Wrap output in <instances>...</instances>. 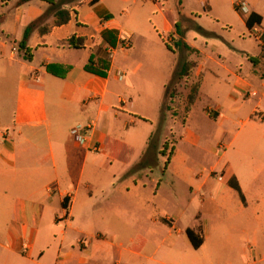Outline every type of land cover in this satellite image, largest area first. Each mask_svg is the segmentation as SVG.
I'll use <instances>...</instances> for the list:
<instances>
[{"label":"crops","instance_id":"1","mask_svg":"<svg viewBox=\"0 0 264 264\" xmlns=\"http://www.w3.org/2000/svg\"><path fill=\"white\" fill-rule=\"evenodd\" d=\"M244 1L247 13L236 9L235 0H200L195 7L186 0H153L116 18L101 0H0V85L11 89L0 95V264H264V0ZM58 8L69 11V20L48 27ZM252 12L261 22L249 29ZM42 15L27 51L21 49L24 29ZM103 31L115 33L114 45L102 39ZM247 34L257 43L248 58L239 45ZM72 37L82 44L69 46ZM124 40L129 46L119 48ZM109 46L116 47L110 59ZM243 54L250 62L245 74ZM177 55L184 59L180 66ZM90 56L108 61L105 76L85 70ZM184 62L190 65L177 82L197 79V85L177 100L166 86ZM203 98L208 106L201 118L217 126L224 146L210 168H218L220 177L207 173L201 182L188 181L189 201L202 211L198 234L187 226L177 230L185 235L177 241L168 223L162 236L152 239L158 232L149 231L137 241L123 240L117 227L71 225L72 192L86 173L89 180L107 176L112 185L142 167L154 150L166 160L168 149L161 151L174 133L165 119L175 121L179 110L181 137L197 141L187 121ZM77 125L90 127L84 144L71 133ZM156 129L165 131L162 147H150ZM170 150L165 170L177 158L176 148ZM32 165L43 168V199L30 191ZM187 228L202 239L199 248L192 247Z\"/></svg>","mask_w":264,"mask_h":264},{"label":"rangeland","instance_id":"2","mask_svg":"<svg viewBox=\"0 0 264 264\" xmlns=\"http://www.w3.org/2000/svg\"><path fill=\"white\" fill-rule=\"evenodd\" d=\"M101 1L109 6L116 18H119L121 12L126 11L127 7L137 10L141 7V3H143V6L148 5L150 2L153 3V0H135V3L132 0ZM199 1L186 0L192 7L198 6ZM3 2L7 3L8 0H3ZM234 29H238V27L236 26ZM166 43L170 48H175L173 42L168 39H166ZM239 45L248 50L249 55L247 58L256 55L254 49L257 48V43L253 34H250V36L248 34L241 35ZM176 58L177 66H180L181 61L184 59L179 55ZM247 58L243 54L244 60L241 61L243 74L249 72L250 62L246 60ZM196 83L197 79H191L189 84L178 83L175 90L177 100L187 97L190 92H193ZM10 92L11 89L4 91L0 85V95L5 96ZM0 106L2 107V104ZM204 106H208L207 98H203L196 103L195 112L197 114L190 115V121H187L188 127L198 137L195 142L181 137L183 135L181 128L183 111H178L175 121L165 119V125L169 126L174 133L168 139V152L172 145L177 151V158L172 168L165 170V158L154 150V153H150L153 154V157L150 156L149 160L141 165L142 167H136L128 178L113 181L112 185V182L109 183L107 176L96 175L92 179L90 175L89 180L86 173L78 190L72 192L76 196V202L73 205L72 219L69 221L71 225H89L96 231H104L107 227H117L120 229L117 235L123 240L133 236L137 241L141 238L140 235L143 236L147 232L151 234L149 231L158 232V234L155 233L152 236V239L157 235V237L162 236L164 233H161V231L170 228L168 223L175 226L174 230H170L177 241H183L185 238L184 231L177 236V230H182L187 226L198 234L199 228L203 224L202 211L199 206L189 201L191 190L188 181L195 179L196 182H201L202 177L207 173L216 179L220 177L221 173L218 172V168L214 167L215 169H211V171L210 168L217 159L215 151L219 154L224 146L220 134H218L217 126L213 122L204 121L201 118V108ZM164 132L162 133V130L159 131L158 129L153 132L150 147L157 144L162 147L165 141ZM219 144L222 147H219ZM31 156L32 162H35L36 158L33 150ZM115 165L119 166L117 163L113 164L110 170L115 172L117 169ZM79 169H75V176L78 175ZM30 171L32 175L30 191L43 199V168L32 165ZM39 175L42 176L38 180ZM131 176L135 177L137 185H133L130 179ZM87 187H90V190ZM88 196L91 197L88 198ZM199 211H201L200 217L196 216ZM164 218H168L166 223L163 222ZM65 221L66 218L62 217L60 225L63 226ZM44 223L46 224V222ZM40 227L43 228V220ZM219 263L224 264L222 261Z\"/></svg>","mask_w":264,"mask_h":264},{"label":"trees","instance_id":"3","mask_svg":"<svg viewBox=\"0 0 264 264\" xmlns=\"http://www.w3.org/2000/svg\"><path fill=\"white\" fill-rule=\"evenodd\" d=\"M24 1H28V0H21V2ZM56 19L55 21L48 25V27L52 26V25H62L64 23H66L69 20V11L67 9L64 8H58L55 13H54ZM43 19V15L40 16L39 18H37L35 21L31 22L29 25L26 26V28L24 29L23 32V36L21 41L19 42V47L25 51H27L26 48V42L27 39L30 35V33L39 25V23L42 21ZM261 22V16L256 14V13H250L247 18H246V26L249 29H252L254 25L256 24H260ZM48 27H44V28H39V33L43 34L45 32H47ZM101 37L102 39L107 42L110 45H114L116 43V35L114 32L112 31H103L101 33ZM260 42H261V56L264 57V31L261 34V36L259 37ZM68 45L71 47H78L80 46L82 43L79 40H75L74 37H72L70 40H68ZM190 64L188 62H184L179 69L176 70L175 72V77L172 79V81L170 82V84H168L166 86V94L167 95H173L175 90H176V84L178 83L177 80L181 79L182 76H184L186 74V71L188 69V66ZM85 70H87L88 72L100 75V76H105L106 75V70L108 68V61L101 58V57H97V56H90L89 57V61L88 64L85 65ZM168 149L167 144L165 143L163 146V150L161 151L162 154H166V150ZM172 151L170 150L167 154V158L165 160V164L164 166L166 167L168 165V163L170 162V155H171ZM164 167V168H165ZM185 234L187 236V238L189 239L192 247L194 249L199 248V246L202 244V239L190 228L185 229Z\"/></svg>","mask_w":264,"mask_h":264},{"label":"built area","instance_id":"4","mask_svg":"<svg viewBox=\"0 0 264 264\" xmlns=\"http://www.w3.org/2000/svg\"><path fill=\"white\" fill-rule=\"evenodd\" d=\"M235 7L237 10H239L242 13L248 12V7H247V4L244 0H236L235 1ZM128 46H129V42L124 40L120 44L119 48H127ZM115 50H116V47H112V46H109L106 48V52H107L109 59L113 57ZM117 75L119 76V78L121 77V73H118ZM89 129H90L89 126L77 125V126H74L71 128V133L74 135L77 143L84 144L86 139H87Z\"/></svg>","mask_w":264,"mask_h":264}]
</instances>
